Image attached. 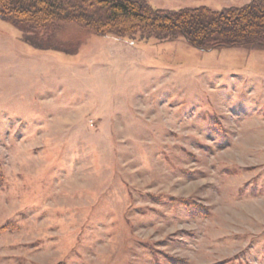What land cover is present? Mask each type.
<instances>
[{"label": "rangeland", "instance_id": "1", "mask_svg": "<svg viewBox=\"0 0 264 264\" xmlns=\"http://www.w3.org/2000/svg\"><path fill=\"white\" fill-rule=\"evenodd\" d=\"M58 36L0 20V264H264V47Z\"/></svg>", "mask_w": 264, "mask_h": 264}, {"label": "trees", "instance_id": "2", "mask_svg": "<svg viewBox=\"0 0 264 264\" xmlns=\"http://www.w3.org/2000/svg\"><path fill=\"white\" fill-rule=\"evenodd\" d=\"M0 20L15 27L19 40L28 46L67 54H75L80 45L79 40L58 36L66 23L132 43L182 38L204 51L264 47V0L218 10L208 6L159 9L148 0H0Z\"/></svg>", "mask_w": 264, "mask_h": 264}]
</instances>
